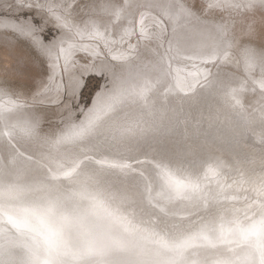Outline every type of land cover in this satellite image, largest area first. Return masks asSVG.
<instances>
[{"label": "snow or ice", "instance_id": "6c2138e0", "mask_svg": "<svg viewBox=\"0 0 264 264\" xmlns=\"http://www.w3.org/2000/svg\"><path fill=\"white\" fill-rule=\"evenodd\" d=\"M130 6V0L108 5L106 11L114 19L93 21L91 38L106 39L107 25L121 20ZM36 7H45L57 24L70 33L75 29L56 0ZM208 7L251 11L257 7L264 9V0H212ZM171 9L177 11L171 12ZM163 14L170 18L192 15L182 4L164 5ZM140 24H144L143 14ZM102 26L104 31L100 30ZM16 31L35 42L33 25L17 26ZM226 33L227 27L221 25L216 35L190 37L194 41L193 56L203 58L202 50L209 48L212 58L221 52L227 58L226 48L231 47L230 43L225 41L226 48L217 49V40H224ZM74 34L83 36L79 29ZM140 35L144 39L153 38V33L144 27ZM66 42L61 40L55 51L47 50L54 73L58 68L67 71L71 67V51L75 45L69 43L65 48ZM180 43L176 41L177 45ZM241 54L249 72L255 68L257 59L264 65V53L245 48ZM161 72H165L163 63L151 69L145 66L114 74L113 88L96 111L106 113L124 102L146 104L149 93L160 83L159 76L153 73ZM259 84L264 88V79ZM12 96L0 90V134L9 138L16 132L34 136L36 125L22 116L23 104ZM97 119H89L47 141L50 152L46 159L54 164L44 165L47 175L43 178L22 181L19 174L0 172V264H264V202H257L259 215L252 218L247 215L243 219L236 215L226 218L209 213L199 218V222L174 228L145 227L125 213L121 205L129 198V192L121 191L117 195L112 191L85 164L87 155L73 148L62 150L63 145H78L98 133ZM143 131L138 124L118 126L113 130V138L126 140ZM104 163L115 177L125 175L129 168L120 159ZM218 168L219 164L210 157L193 160L186 152L164 149L153 157L148 175L140 172L135 178L136 191L149 202L187 200L207 205L208 176H218ZM257 195L264 197V184Z\"/></svg>", "mask_w": 264, "mask_h": 264}, {"label": "bare ground", "instance_id": "6f19581e", "mask_svg": "<svg viewBox=\"0 0 264 264\" xmlns=\"http://www.w3.org/2000/svg\"><path fill=\"white\" fill-rule=\"evenodd\" d=\"M193 1L130 0L131 6L126 15L114 24L110 23L107 25V31H105L106 39H93L90 36L92 31L91 23L93 21L101 23L102 20L114 19L106 11L107 6L113 3L123 4L124 0H56V3L61 5L60 10L67 17L69 25L75 26V29L83 32L82 38L74 34L75 29L70 33L68 29L60 27L47 13L45 7H36V5H46L49 3V0H0V90L13 94V99H18L19 102H22V116L36 125V133L31 137L25 136L22 133L12 134L11 138L0 134V171L3 159L6 164L4 170L19 174L21 180H34L31 175L32 173L26 175L29 170L26 169L25 164L28 165L30 172L45 176L47 169L43 166L46 163L49 167L53 166L46 159L50 152L47 141L55 139L68 129L85 124L89 119L96 117H98L96 123L100 128L98 133L84 141L78 142V145H63L62 150L73 148L79 150V152H84L83 150L88 151L87 149L96 147L101 151L108 149V143L116 147L115 149L112 148V151L119 150L120 148L118 147L124 141L131 140L128 138L120 142V140L114 139L113 130L118 126L138 124L144 131L142 134L136 135V137L132 136L131 139L140 141L142 145H146L147 147H136L132 151V154L135 156V161L144 158V162L139 164V166L150 165L153 162V157L157 154L154 153V156L143 154L146 149L147 151L150 150L151 144H155L149 141V137L153 138L156 135V129L159 127L161 128L156 132H163L162 138L170 134L168 132L176 133V137L169 142L179 141L182 137L179 138L178 135L180 134H184V136H196V124H188L185 121V115L195 116L200 107L203 109L202 112L200 111L201 118H203L208 126L220 125L225 129L237 127L238 131H240L242 128L239 126V122L244 120L254 122L250 126L255 129L254 133H258L261 129H264V88H261L259 84V81L264 79V65L257 59L255 68L249 72L245 69L244 59L241 54L245 48L254 49L257 54L264 53V50L257 49L252 44H247L246 42L247 37H251L256 31L259 32L258 34H261L264 40V9L257 7L250 12L246 11L244 14L241 11L236 12L243 16L240 19L237 18L236 21L243 22L244 26L236 24V21H233L232 24L234 26L230 24L226 26L227 33L224 40H217L218 50L226 48L225 41L230 43L231 46L232 43L234 45L238 43L236 47L238 55L234 61L229 56L231 47L226 48L227 58L224 57L222 52L220 55L212 58L210 55L211 50L205 48L201 52L203 58L192 56L193 58L190 59L189 54L193 52L192 43L194 41L189 40V38H195L200 34L216 35V29L222 25V22L220 25L215 24V21H211L208 16L203 17L204 14H199L196 9L197 5L195 8L193 7L194 5L191 6L192 4H189ZM207 3L208 5L211 4L212 0H207ZM167 4H182L185 8L191 10L192 15L185 16L180 14L170 18L168 15L163 14V6ZM218 9L216 8L215 10L218 11ZM209 10L207 11L209 12ZM28 11H34L37 18L44 20V23L46 22L47 25L57 27L59 29L57 31L59 38L56 41L47 42L43 36V28L37 27L36 17L24 16ZM170 11L176 12L177 10L171 9ZM141 14L144 16L143 26L140 24ZM258 17L261 19L258 20ZM26 24H31L35 27V42L31 37L21 35L16 31L17 26H24ZM47 25L44 27L48 28ZM141 27L153 33V38L144 39L140 35ZM100 30L104 31V27L102 26ZM69 36H71L70 39ZM61 40L67 41L63 44L65 48L68 47L69 43L75 45L71 51V67L67 71H64L63 68H58L54 73L51 67L52 61L47 55V50L52 49L55 51ZM177 40L181 42L180 45L176 44ZM170 41L172 42L171 47ZM28 42L31 45L30 47L28 46ZM178 48L182 50L178 51ZM34 50L37 52L35 53L37 55L34 54ZM38 53L46 55L50 65V75L46 77L45 81L38 75L40 63L35 60L39 57ZM113 57H117V59H113ZM60 63H63V59H61ZM161 63L164 64V69L168 67L165 71L167 74L165 72L153 73V75L159 76L160 83L149 93L146 104L124 102L115 109L107 110L106 113L96 111L100 103L106 101L107 94L113 88L112 82L110 86H104L102 91H98L92 105L88 109L84 108L82 119L79 122L77 118L74 119L71 115L72 117L66 124V127L60 130L56 136H53L54 133L52 135L44 133L43 121L45 119L38 116L40 114L37 113L40 111L37 110V107L33 106V104L35 105V103H32L34 100L39 99L52 104L55 103V100L64 98L63 94L67 93V91L77 94L79 87H75L77 85L75 82H77L76 79H80L79 85L81 84V87L83 84L82 74L84 73H97L98 75L101 73L104 76H109L113 81L114 74H118L124 69L135 70L145 66L151 69L153 66H159ZM226 66H230V68L237 66V68L232 71ZM216 67H223L220 69V77L218 76L213 81L215 77L214 71L212 74L210 72L207 74L211 75L212 80L210 78L206 79L208 78L206 76L208 68L216 70ZM33 68L35 74L39 69L36 77H34V74H31ZM79 70L82 73L81 77L78 73ZM171 81L172 84L170 85ZM32 84L34 87H31ZM31 88L35 90H31ZM42 93H44L45 97L42 96ZM39 94H41L40 98H38ZM50 97H53L54 100H49ZM28 108H31L32 111L34 110L33 112L36 113V116L33 117ZM179 112H182V117L184 116L181 122ZM177 113L179 114L177 115ZM173 120H176L179 127L174 122L172 123ZM186 125H189L190 128ZM47 128H50V126ZM242 133L243 131L239 136ZM259 135L264 136V133ZM106 136H109L108 139L99 145L98 142H101L100 138ZM238 140L240 139H234L233 135L229 136L224 141V145L233 156V162L229 163L230 166L244 168V161L247 159L245 152L247 145L242 142L238 147L236 145ZM172 146L173 143H170L169 147L171 149L173 148ZM16 147H23L24 150L22 149V152L24 154H28L27 152L32 154L24 157L21 150ZM82 148L83 150H81ZM126 150L129 149L126 148ZM232 150L234 151L232 152ZM112 151H109L108 154H103V159H115L114 152ZM88 157H92L85 161L89 169L97 161L103 162L102 159H96L92 155H88ZM20 163H24V165H17ZM40 167L42 170H40ZM22 168L26 170H22ZM234 168H231L230 172L236 174ZM105 170L109 171L111 169L105 165ZM255 172H257V168L253 169L252 174H255ZM133 177H136V175L131 173L124 179L121 176L119 178L126 180ZM214 182V180L211 181V183ZM128 185L131 187L136 186L135 183H127ZM128 188L122 191L136 192L133 189L128 190ZM136 195H138L137 192ZM132 199L137 201V198H134V196H132ZM146 200L148 199L145 197L143 201L146 202ZM228 201L226 199L227 203ZM222 204L217 202L216 205V202H214V204H210L209 208H207V205L202 201H190L189 207L185 212L180 213L170 208L167 215H161V219L162 221H166L165 218L179 213V218H172L173 223L186 221L187 225H189L191 222L197 221L200 215L219 211ZM232 204L234 202H231L230 205ZM229 206L227 205V207ZM228 214L226 213L224 217L237 216L235 211H229ZM192 218L194 219L190 220ZM184 223L180 224L181 227L184 226Z\"/></svg>", "mask_w": 264, "mask_h": 264}, {"label": "water", "instance_id": "95a60500", "mask_svg": "<svg viewBox=\"0 0 264 264\" xmlns=\"http://www.w3.org/2000/svg\"><path fill=\"white\" fill-rule=\"evenodd\" d=\"M58 30L59 29L57 28V31ZM233 45L234 44L232 43L231 49L229 51L230 55L228 54L230 57H233V54H234V52H232ZM28 46L29 47L31 46L29 42H28ZM35 53L37 52H35L34 50V54ZM235 54L236 55L234 56V59H236L238 52H235ZM42 57L46 58V55L39 54L38 59ZM35 58L37 57L35 56ZM38 71L39 69L37 70V72ZM31 74H34L35 75L34 77H36V74L34 73L33 70ZM41 79L43 80V78ZM31 87H34V85L32 84ZM31 90H35V89L31 88ZM42 96L44 97V93H42ZM40 97H41V94H39L38 98ZM43 102L44 101H41L39 99L34 100L36 107L40 106L39 108L44 109L45 108L43 107L44 105L41 104ZM47 105L48 104H46V106ZM200 111L201 112L203 111L201 107L199 110H197V114L195 116L189 115V114L185 115V121H187L188 124L190 125L196 124V127H195L197 128L196 136H184V134L183 135L180 134L178 135L179 138L181 136L182 137L179 139V141L169 142L170 140L176 137V133L168 132L170 134H168L165 138H162L163 132L161 133L156 132L158 129L161 128L159 127L155 131L156 135L153 138L149 137V141L155 144H151L150 150L147 151L146 149L143 152V154L154 156V153L158 154L161 150H164V149H168V150L176 149L177 151H180L182 154L186 152L187 157L193 160H197L200 157H210L212 160L216 161L219 164V168H218L219 174L218 176H213L211 174H209L208 176L207 192H208L209 203L207 204V208H209L210 204H214V202H216V205H217V202L224 204V205L222 204L219 211H215L212 214L225 216L226 213L227 215H229L228 214L229 211L231 212L235 211L237 213V216H239L241 219H243L245 215H247L248 218H252L254 215H259V211H258L259 204L257 202H264V197L257 195V190L261 187L262 184H264V136L259 135V134L261 133L263 134L264 129H261L258 133H254L255 129L250 127L254 122H247L244 120H241L239 122V126L242 128L240 131H238L237 127L225 129L224 127L220 125L208 126L207 123L203 120V118H201ZM179 113H180L179 116L181 117L180 118L181 119L180 122H181L184 119V116L182 117L181 115L182 112H179ZM179 113H177V115ZM173 122L179 127L176 120H173L172 123ZM186 126L190 128L189 125H186ZM242 131H243L242 135L239 136V134ZM232 135L234 139L242 140V141L238 140L236 142V145L238 147L242 144V142L247 145L245 147L247 159L246 161H244V164H245L244 168L243 167L234 168V167H231L229 164L233 162V156L229 153L228 149L224 145V141L227 140V138ZM108 137L109 136L100 138L101 142H98V144L101 145L102 143H104V141H106ZM130 140L134 142H131L129 140L126 142L124 141V143H122L118 147L120 149L116 151L115 150L112 151V148L115 149L116 147L110 143L107 144L108 149L106 150L100 151L99 148H96V147H95L96 149L95 148L87 149L88 151L83 150V148L81 149L84 151L81 153L87 156L92 155L96 159L99 158L103 160V162L101 163H95L94 165H91L92 168H90V170L98 173L99 176L103 179V181L107 182V184L111 186L112 191L116 192L117 195H119L120 192L123 189H126L127 187H129L128 190L133 189L136 191V186L135 187H131L129 185L127 186V183L128 184L135 183L136 185L135 178L139 175V173L144 172L145 175H148V171L150 170L149 164H147L149 165L148 167L147 165L142 166V167L141 165L139 166V164H142L144 162L143 161L144 158L142 160L135 161V156H133L132 154V151L135 150L136 147L143 146V148H146L147 146L142 145V142L140 141H137V140L135 141L134 139H131V138ZM121 141L122 140H120V142ZM170 143H173L172 149L169 147ZM16 148L20 149L21 152H22V149L24 150L23 147H16ZM126 148H128L129 150H126ZM109 151L114 152L115 159H120L121 162L129 165V168L126 170V174L120 175L121 177H123V179L126 178L131 173L136 175V177L127 178L126 180H122L121 178H119L120 176L119 177L113 176V170H109V171L105 170V165L107 164L106 163L104 164V162L111 161V160H104L103 154H108ZM233 151L234 150H232V152ZM27 153L28 154L23 153L24 154L23 156L25 157L26 155L32 154L29 152ZM91 158L92 157H90L89 159ZM14 163L16 164V162ZM52 164H54V162H52ZM17 165L22 166L24 165V163H20ZM4 166H6V164H5V161H3L2 159V166H1L0 172L4 170ZM231 168H234V172L236 174L230 172ZM255 168H257V172H255V174H252V171ZM40 170H42V168ZM30 173H32L31 175L33 176V179H41L44 177L43 174L40 175L38 173H33V172H30V170L28 171L26 175H29ZM61 179L63 180V178ZM212 180H214L215 182L211 183ZM22 181H30V180L26 179ZM128 192L130 195L128 199L123 201L121 205L122 210L125 213L130 214L131 217H133L136 221L140 222L143 226L145 227L151 226L157 229L174 228V227H181L180 224L184 222L185 223L183 227L187 226L186 221H183L180 223H173L172 218H179L180 216L179 213H176L175 215H171L165 218L166 221H162L161 215H164V216L167 215V212H169L170 208L171 209L173 208L174 210H177V212H180V213L185 212V210L189 207L190 201L174 200L171 202H165V201L153 200L152 202H149L148 200H146V202H144L143 200L145 199V197L141 196L139 191H136L138 195H136V192H133V193L131 191H128ZM132 196H134V198H137V201H134L132 199ZM226 199L229 200L228 203L226 202ZM231 202H234V204L230 205ZM227 205L228 206L230 205V206L227 207ZM204 216L206 215L204 214ZM204 216L202 215L198 216V219L196 222H199V218L204 217ZM194 218L190 220H193ZM226 218H231V217H226ZM168 220H169V223H168Z\"/></svg>", "mask_w": 264, "mask_h": 264}, {"label": "rangeland", "instance_id": "374dc122", "mask_svg": "<svg viewBox=\"0 0 264 264\" xmlns=\"http://www.w3.org/2000/svg\"><path fill=\"white\" fill-rule=\"evenodd\" d=\"M100 1H102V0H100ZM189 4H192L191 6L194 5L193 7H195L197 5V8L196 7L195 8L197 9V12H199V14H204L203 17L204 16H208V18L211 21H213V22L215 21V24H219V25L222 22L221 24L224 25V26H228V24H230L232 26L233 25L232 24L233 21L235 22L237 18L240 19L241 17H243L241 14L233 12V11H229L228 10V12H227V9H223L222 10L221 8H219L218 11H217V10H215L216 7L215 8L214 7L213 8L212 7H208L207 0H200V1L199 0H194L192 3H189ZM206 6H207V8H206ZM207 10H209V12ZM221 12H223V13L221 14ZM237 12H239V11H237ZM241 12H242V14H244L246 11H241ZM248 12H250V11H248ZM24 16H26V17L35 16L36 17L35 20H36L37 27L43 28V36H44V39L47 42H53V41H56L57 38H59V35H57L58 34L57 33V27H54L53 25L49 26V25L46 24V22L44 23V20H41L40 18H37V16L34 14V11H30V12L28 11V12H26L24 14ZM221 17H222V19H221ZM260 19L261 18L258 17V20H260ZM235 23L236 24H240L241 26H244L243 22L236 21ZM45 25H47L48 28H45L44 27ZM258 33L259 32L256 31L251 37H247L246 42H247V44H252L257 49L264 50V47H263L264 46V42H263L264 40H263L261 34H258ZM259 37H261V38H259ZM237 45H238V43L233 45L234 47L232 49V52H234V54H233V57H232V59H233L232 61H234V56L236 55L235 52H238L236 50ZM261 45H262V47H261ZM189 55L193 56V52L191 54H189ZM35 60L38 61L40 63V65H41V66L40 65L38 66V68L40 69V73H38L36 71V75L38 73L39 77L43 78V80L45 81L46 77H48L50 75V73H49L50 72V70H49L50 69L49 68L50 65L48 63V59L42 57V58L35 59ZM226 67H229V69H231L232 71H234L237 68V66L236 67H232V68H230V66H226ZM31 68H32V66H31ZM221 68H223V67H219L216 70L208 68L209 70L206 72V76L208 78H206V79H209V78L211 79V75L209 76L207 74H209V72L212 74L215 71L213 73L214 76H215L213 78V81H215L217 79V77L220 75V72H221L220 69ZM167 69H168V67H166L165 71ZM33 71L35 73L34 68H33ZM78 73H79V75L81 77V74H82L81 70H79ZM100 74L98 75L97 73L94 74V73H89V72L82 74V76H83V78H82L83 79V84H82L81 87L79 86V89H78L79 92H77V94L75 92L71 93V91H67V93H64L65 95L63 94L64 98H62V99L60 98L58 100H55V103H52V104L51 103H47V102L46 103L45 102L41 103V104L44 105L43 106V107H45L44 109L43 108H39L40 106H37L38 107L37 110L40 111L39 113H37V114H40L38 116H41V117H43V119H45L43 121V130H45V133L47 135L48 134L52 135V133H54L53 136L54 135L56 136L59 133L60 130H63L66 127V124L69 122V120H70V118L72 116H73L74 119L77 118L78 122L82 119V112H83L84 108L88 109L92 105L93 99L96 97V94L98 93V91H102L104 86L108 87L113 82L111 80V78H109V76H104V74H101V75ZM73 75L75 76L74 73H73ZM76 81L77 82H75V83L77 84V83H79L80 79L79 80L76 79ZM171 84H172V81H171L170 85ZM200 84H201V82H200ZM75 87H77V86H75ZM49 100H54V99H53V97H50ZM32 103H34V102H32ZM46 104H48V105L46 106ZM33 106L36 107V104L35 105L33 104ZM28 109H30L29 112L32 114L33 117L36 116L35 115L36 113L33 112L34 110L32 111L31 108H28ZM61 109H63V110H61ZM42 112H43V114H42ZM57 119L60 120V121H58ZM49 126H50V128H47ZM16 133L20 134L18 132H16ZM16 133H14V134H16ZM29 137H31V136H29ZM24 166L26 167V169L30 170L27 164H25ZM26 169L22 168V170H26ZM202 216H204V215H202Z\"/></svg>", "mask_w": 264, "mask_h": 264}]
</instances>
